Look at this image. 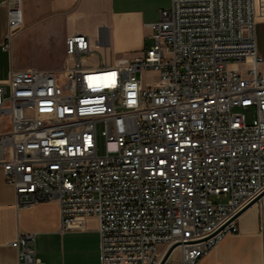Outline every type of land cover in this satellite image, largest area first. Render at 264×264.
I'll return each mask as SVG.
<instances>
[{
    "label": "built area",
    "instance_id": "2783aa9c",
    "mask_svg": "<svg viewBox=\"0 0 264 264\" xmlns=\"http://www.w3.org/2000/svg\"><path fill=\"white\" fill-rule=\"evenodd\" d=\"M255 2L171 0L144 54L108 63L73 34L61 69L11 71L0 169L19 205L57 202L66 232L98 218L101 264H160L172 246L197 264L236 233L239 211L257 197L264 206ZM5 5L9 42L23 6ZM35 241L11 243L21 264H41Z\"/></svg>",
    "mask_w": 264,
    "mask_h": 264
},
{
    "label": "crops",
    "instance_id": "0c3cea01",
    "mask_svg": "<svg viewBox=\"0 0 264 264\" xmlns=\"http://www.w3.org/2000/svg\"><path fill=\"white\" fill-rule=\"evenodd\" d=\"M7 0H0V81L11 71L58 70L69 61L67 36L84 34L98 57L108 63L144 54L153 42L150 28L171 0H22L24 28L11 41L7 35ZM258 55L264 58V0H256ZM8 45V48L4 45ZM0 169V264H21L11 243L36 235L41 264H101L99 220L86 219L82 231H64L57 202L22 207ZM229 234L197 264H264V206H252ZM179 251L168 264H181Z\"/></svg>",
    "mask_w": 264,
    "mask_h": 264
},
{
    "label": "water",
    "instance_id": "95a60500",
    "mask_svg": "<svg viewBox=\"0 0 264 264\" xmlns=\"http://www.w3.org/2000/svg\"><path fill=\"white\" fill-rule=\"evenodd\" d=\"M263 195H264V193H263ZM263 195H261V196H263ZM259 198H260V197H257V199H255L254 201H252L251 203H249L245 208H243L241 211H239V213L237 214L236 217H239L241 214L244 213V211H246V210L248 211V209L251 208V207H252V206L258 201ZM175 247H176V246H172V247L167 251V253H165L166 255L164 256V258L162 259V261H161L160 264H165V263L168 261L170 255H171L170 253H172V252L174 251Z\"/></svg>",
    "mask_w": 264,
    "mask_h": 264
},
{
    "label": "rangeland",
    "instance_id": "374dc122",
    "mask_svg": "<svg viewBox=\"0 0 264 264\" xmlns=\"http://www.w3.org/2000/svg\"><path fill=\"white\" fill-rule=\"evenodd\" d=\"M153 45V42H150L149 43V46H147V47H149V49H150V47ZM144 83H148V80L147 79H144ZM103 148H104V141H102V140H100V151L102 152L103 151Z\"/></svg>",
    "mask_w": 264,
    "mask_h": 264
}]
</instances>
